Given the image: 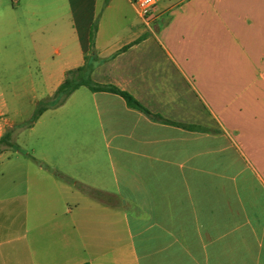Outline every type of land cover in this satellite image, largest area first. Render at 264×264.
I'll list each match as a JSON object with an SVG mask.
<instances>
[{"label": "crops", "instance_id": "obj_1", "mask_svg": "<svg viewBox=\"0 0 264 264\" xmlns=\"http://www.w3.org/2000/svg\"><path fill=\"white\" fill-rule=\"evenodd\" d=\"M96 21L92 80L172 123L88 87L46 111L31 151L63 177L0 155V264H264V0H157L146 17L132 0H0V59L34 82L31 107L93 54Z\"/></svg>", "mask_w": 264, "mask_h": 264}, {"label": "trees", "instance_id": "obj_2", "mask_svg": "<svg viewBox=\"0 0 264 264\" xmlns=\"http://www.w3.org/2000/svg\"><path fill=\"white\" fill-rule=\"evenodd\" d=\"M97 28L98 25L96 21L91 31V50L93 54L87 57L86 62L83 66L68 71L63 83L57 88V90L51 96H48L36 102L35 110L30 120H28L27 122L26 121L22 122L21 124H17V123L12 124L11 127L5 131L3 136L0 138V155L8 150H13L27 154V152H25V150L20 145H18L14 140L15 134L18 132V130L22 128L33 127V124L36 123L46 111L51 109H56L62 106L67 101V99L81 87H88L93 92L106 91L117 94L126 101L127 105L130 108L141 111L157 121L172 123L168 120H165L157 115H153L152 113H150L131 94L122 91L121 89L115 86L100 85L92 80V73L95 67L100 63V59L96 56V54H94L95 53L94 41L97 33ZM39 163L41 167L49 169L55 176L63 177L59 171L45 165L42 162ZM65 179H67V181L73 184H77L75 181L71 180L70 178H65ZM77 186L84 191L85 190L88 191L94 197L101 199L108 197V195L106 194L86 188L83 185L77 184ZM83 264H89V263H83Z\"/></svg>", "mask_w": 264, "mask_h": 264}, {"label": "rangeland", "instance_id": "obj_3", "mask_svg": "<svg viewBox=\"0 0 264 264\" xmlns=\"http://www.w3.org/2000/svg\"><path fill=\"white\" fill-rule=\"evenodd\" d=\"M3 58L0 59V107H4L5 104H8V109H4L7 110L8 113L6 118L11 122L10 124L3 125L1 130L5 133V131L10 128L12 124H21L22 122L30 120L34 113L35 105L31 107L30 104V99L32 97L30 89L32 87V83L34 82L27 79L25 72L21 70L20 66H17L15 70H11V72L5 74L4 66L2 64ZM26 89L29 90L28 94L26 93ZM15 108L21 110L20 116L13 113V109ZM35 124L36 123H34L33 126H35ZM31 128H22L18 130L15 134L14 140L25 150V152H27V154L20 153V158L22 160L29 158L31 161L35 162L37 167H41L39 163L40 161H37L34 158L31 151V148L35 146V140H39L38 131L40 133V127H36L32 130ZM40 140L43 139L40 138ZM11 151L13 150L5 152L8 153Z\"/></svg>", "mask_w": 264, "mask_h": 264}, {"label": "built area", "instance_id": "obj_4", "mask_svg": "<svg viewBox=\"0 0 264 264\" xmlns=\"http://www.w3.org/2000/svg\"><path fill=\"white\" fill-rule=\"evenodd\" d=\"M132 2L137 12L146 17L153 11L157 0H132Z\"/></svg>", "mask_w": 264, "mask_h": 264}]
</instances>
